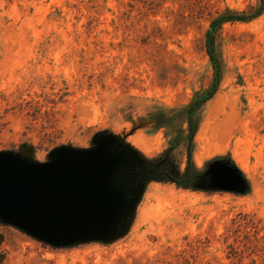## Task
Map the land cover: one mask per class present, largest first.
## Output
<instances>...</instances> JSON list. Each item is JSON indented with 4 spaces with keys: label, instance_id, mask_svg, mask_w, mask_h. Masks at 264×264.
<instances>
[{
    "label": "rangeland",
    "instance_id": "obj_1",
    "mask_svg": "<svg viewBox=\"0 0 264 264\" xmlns=\"http://www.w3.org/2000/svg\"><path fill=\"white\" fill-rule=\"evenodd\" d=\"M100 134L167 156L173 180L144 182L110 242L54 248L0 222V264H264V0H0V152L45 162ZM217 159L243 192L177 183Z\"/></svg>",
    "mask_w": 264,
    "mask_h": 264
},
{
    "label": "water",
    "instance_id": "obj_2",
    "mask_svg": "<svg viewBox=\"0 0 264 264\" xmlns=\"http://www.w3.org/2000/svg\"><path fill=\"white\" fill-rule=\"evenodd\" d=\"M144 159L112 134L97 135L89 148L61 146L45 162L0 152V222L54 248L110 242L132 218L144 181L125 172ZM210 190L241 193L239 170L214 162Z\"/></svg>",
    "mask_w": 264,
    "mask_h": 264
},
{
    "label": "flooded vegetation",
    "instance_id": "obj_3",
    "mask_svg": "<svg viewBox=\"0 0 264 264\" xmlns=\"http://www.w3.org/2000/svg\"><path fill=\"white\" fill-rule=\"evenodd\" d=\"M216 161L220 162L226 167H233V164L226 159L214 160L211 163L207 164V166L203 170L197 172H192L189 166H186L185 170L181 173V181L177 183L186 185L192 189L204 191L210 190V186L214 184V178L213 174L209 172V168ZM167 162V156L155 163L144 162L142 165H136L132 170L125 172L123 176L125 177V179L133 180L134 186H137L146 180H148L149 182L160 181L164 177L173 180V177L171 176L172 172L163 168L165 164H167Z\"/></svg>",
    "mask_w": 264,
    "mask_h": 264
},
{
    "label": "trees",
    "instance_id": "obj_4",
    "mask_svg": "<svg viewBox=\"0 0 264 264\" xmlns=\"http://www.w3.org/2000/svg\"><path fill=\"white\" fill-rule=\"evenodd\" d=\"M261 10V9H260ZM258 11L257 13H255L251 18L258 16L260 14L261 11ZM244 20L243 17H234V20ZM222 20H233L232 17L229 18H222ZM207 46H208V54L209 57L213 63V66L215 68V72L216 75L215 77L217 78V73H218V65L216 64V59L212 53V49H211V45H210V37L208 35V39H207ZM215 78L214 80V84H213V88L216 86V82L217 79ZM214 90V89H213ZM212 90V91H213ZM205 99H198V100H194L190 105H188L185 110H184V118H185V122H187L188 124V129H189V136L191 138V136L193 135L194 131H195V124H194V119L193 116L198 112V110L201 108L202 104L204 103Z\"/></svg>",
    "mask_w": 264,
    "mask_h": 264
}]
</instances>
